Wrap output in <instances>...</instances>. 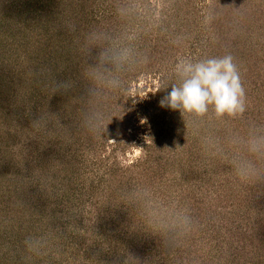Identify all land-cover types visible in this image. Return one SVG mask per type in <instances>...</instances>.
Segmentation results:
<instances>
[{"label":"rangeland","instance_id":"obj_1","mask_svg":"<svg viewBox=\"0 0 264 264\" xmlns=\"http://www.w3.org/2000/svg\"><path fill=\"white\" fill-rule=\"evenodd\" d=\"M52 1L45 55L21 65L19 47L0 51V84L17 88L14 101L0 85L1 264H264V183L238 181L227 143L264 126V0ZM10 42L1 31L0 46ZM104 49H130L132 67L119 90L92 98L84 72ZM225 54L245 88L241 118L160 106L179 60ZM29 83L42 115L21 117ZM17 232L20 248L4 235Z\"/></svg>","mask_w":264,"mask_h":264},{"label":"clouds","instance_id":"obj_2","mask_svg":"<svg viewBox=\"0 0 264 264\" xmlns=\"http://www.w3.org/2000/svg\"><path fill=\"white\" fill-rule=\"evenodd\" d=\"M69 27L70 30L75 29L74 24ZM91 43L98 41L92 40ZM109 64L113 68L106 67ZM131 67L130 49L122 53L102 50L97 67L84 72V78L90 84L88 95L98 98L119 90L123 86L122 77ZM175 74L180 83L178 86L171 85L170 92L159 101L162 108L179 111L182 117L201 121L209 117L218 121L236 120L246 112L245 88L230 54L197 62L181 59L175 65ZM91 118L86 115L85 126L99 135L102 131L100 127L88 125ZM227 143L234 151L233 166L238 181L245 186L264 183V126L252 124L246 135L233 132L228 136ZM214 147L217 153L223 152L219 144Z\"/></svg>","mask_w":264,"mask_h":264},{"label":"trees","instance_id":"obj_3","mask_svg":"<svg viewBox=\"0 0 264 264\" xmlns=\"http://www.w3.org/2000/svg\"><path fill=\"white\" fill-rule=\"evenodd\" d=\"M50 1L53 2L52 0ZM44 2H47V0H0V34H1V31L4 32L6 34V37L11 40L10 43L12 44V47L8 49H6L4 46L3 47L0 46L1 48L0 51H2V53L4 52L6 55V52L10 51L13 48L12 54H15L19 51V48H20L21 50L24 51L23 60H19L20 62H22L21 65L31 63L32 61L35 62L34 59L36 60V58L33 53L34 50L38 52L37 54H40L42 52L43 55H45V52H47L48 50L47 48L48 41H47V37L45 36L49 32L48 30L50 29V26H51L50 15L52 14V7L50 4L44 3ZM28 27L31 31V35L28 41H26L25 32H23V29L25 30ZM23 38L25 40L24 43H22ZM32 66H35V64ZM28 67H25L22 70L24 71V69H27ZM23 71L18 72V75L21 76ZM37 80L39 82H42L43 85L44 83H46V81L44 80L43 74H41L40 78ZM2 82H3L2 84H4L3 89L5 90L3 95L10 96V97L12 96L14 97L12 99H14L15 101L17 88L15 87L14 89L10 90L8 81L6 82V80H4ZM49 85L47 84L44 85L45 90L49 89ZM62 85H65V84L62 83ZM56 91L57 89L55 88L52 90V92L49 90L50 96L52 97ZM37 98H39V94H37ZM21 101H22L21 105L17 107V110H16V112H18L21 117H24L25 115H29V113H32V112L39 113L40 115H42L41 112H42L43 107L41 106L39 101L38 102L36 101V93L32 86V83H29L27 89L24 91ZM45 110L47 111V109ZM42 119L47 121L49 117H43ZM19 120L22 121L21 118H19ZM47 140L48 141H46L44 145L47 147H50L49 144L51 142V138H48ZM14 174L15 172L12 171V175ZM21 184L24 185L23 182ZM21 184L17 187L18 189L23 191V186ZM26 199L30 200L31 198L26 197ZM22 222L23 221H21V223ZM25 228H26V231L21 230V232L23 231L22 233L23 239L27 241L28 239L27 238L25 239L24 237L26 234L29 233L30 226L27 225L25 226ZM4 235L6 236V238H9L10 244L13 241L19 248L24 245L21 243V241H19L20 239H22V237L19 236L18 232H17V237H15L16 236L15 235L14 238L12 239L10 235H6V234ZM30 235L31 233L28 235V238L30 237ZM0 239L4 240V236L3 235L0 236ZM2 258H4V254L0 256V264L2 263ZM17 258H18V254L15 253L12 256V259L15 260Z\"/></svg>","mask_w":264,"mask_h":264}]
</instances>
